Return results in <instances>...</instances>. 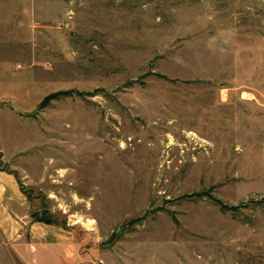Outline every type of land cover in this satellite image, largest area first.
<instances>
[{
	"label": "rangeland",
	"instance_id": "obj_1",
	"mask_svg": "<svg viewBox=\"0 0 264 264\" xmlns=\"http://www.w3.org/2000/svg\"><path fill=\"white\" fill-rule=\"evenodd\" d=\"M40 245L264 264V0H0V264Z\"/></svg>",
	"mask_w": 264,
	"mask_h": 264
},
{
	"label": "crops",
	"instance_id": "obj_2",
	"mask_svg": "<svg viewBox=\"0 0 264 264\" xmlns=\"http://www.w3.org/2000/svg\"><path fill=\"white\" fill-rule=\"evenodd\" d=\"M60 246H56L55 249H58ZM39 248L45 253V255H47L46 257H49L50 254L52 256H54V258H49V260L47 262H49V264H70L72 261L70 260V257L66 256L65 253H63L64 251H62L61 249L58 250V253H60L62 255V257H60L57 253H55L54 248H50L47 245H40ZM49 254V255H48ZM60 258V259H59ZM64 260V261H63ZM66 261V262H65ZM35 264H39L38 260H35Z\"/></svg>",
	"mask_w": 264,
	"mask_h": 264
},
{
	"label": "bare ground",
	"instance_id": "obj_3",
	"mask_svg": "<svg viewBox=\"0 0 264 264\" xmlns=\"http://www.w3.org/2000/svg\"><path fill=\"white\" fill-rule=\"evenodd\" d=\"M244 95V94H243Z\"/></svg>",
	"mask_w": 264,
	"mask_h": 264
}]
</instances>
